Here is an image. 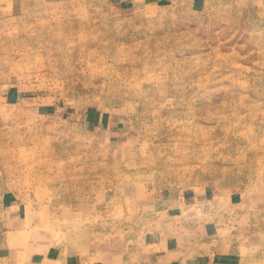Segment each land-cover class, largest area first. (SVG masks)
Instances as JSON below:
<instances>
[{
  "label": "rangeland",
  "instance_id": "374dc122",
  "mask_svg": "<svg viewBox=\"0 0 264 264\" xmlns=\"http://www.w3.org/2000/svg\"><path fill=\"white\" fill-rule=\"evenodd\" d=\"M259 234L264 0H0V237L22 259L262 264Z\"/></svg>",
  "mask_w": 264,
  "mask_h": 264
},
{
  "label": "crops",
  "instance_id": "0c3cea01",
  "mask_svg": "<svg viewBox=\"0 0 264 264\" xmlns=\"http://www.w3.org/2000/svg\"><path fill=\"white\" fill-rule=\"evenodd\" d=\"M207 214H210L208 212ZM16 220L18 217H14ZM19 222L20 229L22 224V220ZM15 222V223H17ZM215 229V225L212 223L199 224V237H203L209 232H212ZM250 236V235H249ZM248 236V241L250 240V244L246 243L245 246L248 245H257L258 247L257 255L262 258L264 253V235L259 234V236ZM7 235H3L0 237V264H83L76 260V253L72 248H68L66 251L58 250L57 248H44L43 244H38L36 246H32L37 249H32L30 252H26L25 258L22 259L20 246H28V243H21L16 245H10L8 243ZM228 246L221 251H214V254H206V255H195L191 254V252H187V250L181 252L179 260H182V264H241L239 258L237 257V246L236 244L233 246ZM80 254V252H78ZM154 259L155 257L149 256V258L145 259L144 264H149L150 259ZM138 259L140 260V255L138 254ZM140 262V261H139ZM264 262L262 261V264ZM84 264H88L87 260H84ZM140 264H142L140 262Z\"/></svg>",
  "mask_w": 264,
  "mask_h": 264
}]
</instances>
